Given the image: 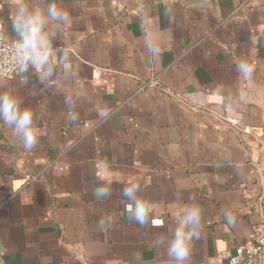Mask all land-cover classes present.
<instances>
[{
	"label": "crops",
	"instance_id": "obj_1",
	"mask_svg": "<svg viewBox=\"0 0 264 264\" xmlns=\"http://www.w3.org/2000/svg\"><path fill=\"white\" fill-rule=\"evenodd\" d=\"M49 2L0 0L5 38L16 40L18 5ZM54 2L71 24L48 25L53 46L70 50L75 75L58 67L50 87L34 69L27 83L0 79L39 132L25 150L0 121V264H174L153 241L188 203L201 223L187 264H227L264 224V0ZM129 183L149 224L128 218Z\"/></svg>",
	"mask_w": 264,
	"mask_h": 264
},
{
	"label": "clouds",
	"instance_id": "obj_2",
	"mask_svg": "<svg viewBox=\"0 0 264 264\" xmlns=\"http://www.w3.org/2000/svg\"><path fill=\"white\" fill-rule=\"evenodd\" d=\"M54 24L57 28L71 24L70 13L58 7L54 0H50L47 8L29 7L20 4L11 16V27L16 34L13 53L15 57V71L27 83L29 69H34L39 76V82L50 87L49 81L53 79L58 67H63L66 72H71L70 50L61 43L54 47L53 41L57 38L56 31L49 30L48 25ZM154 56H159L161 50L153 46L148 49ZM236 71L245 80L251 79L254 67L246 61L236 65ZM65 104L70 112L68 120H78V113L71 111L73 101L66 96ZM22 101L11 92L0 94V121L12 129V134L17 138L25 150H31L39 141V132L33 121V112L30 108L22 107ZM140 185L129 183L123 187L122 195L130 203L126 205L129 220L144 226L150 223V207L138 196ZM225 218L231 225L234 218L230 212L225 213ZM153 225H162L163 221L151 220ZM201 223V209L195 203H188L178 207L174 214V228L170 237L158 236L153 243L156 247L166 246L167 255L174 264H187L189 260L191 243L199 237Z\"/></svg>",
	"mask_w": 264,
	"mask_h": 264
},
{
	"label": "built area",
	"instance_id": "obj_3",
	"mask_svg": "<svg viewBox=\"0 0 264 264\" xmlns=\"http://www.w3.org/2000/svg\"><path fill=\"white\" fill-rule=\"evenodd\" d=\"M15 41H9L0 30V79H12L18 75L15 71V57L13 53ZM31 68L29 69V71ZM101 69H97L100 75ZM229 119V118H228ZM235 123L233 119H229ZM264 172V161L262 162ZM264 264V224H255L242 244L237 246L236 252L227 264Z\"/></svg>",
	"mask_w": 264,
	"mask_h": 264
}]
</instances>
